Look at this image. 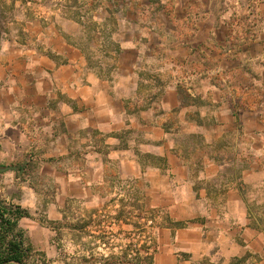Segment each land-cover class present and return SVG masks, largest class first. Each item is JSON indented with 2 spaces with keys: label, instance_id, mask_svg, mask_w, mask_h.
Listing matches in <instances>:
<instances>
[{
  "label": "crops",
  "instance_id": "crops-1",
  "mask_svg": "<svg viewBox=\"0 0 264 264\" xmlns=\"http://www.w3.org/2000/svg\"><path fill=\"white\" fill-rule=\"evenodd\" d=\"M62 30L76 36L79 25L66 20ZM212 36L217 38V32ZM34 39L22 47L0 45V168L11 167L0 171V194L30 213L19 225L33 252L47 264H69L70 252L64 249L69 256L62 255V247L76 243L53 237L62 228L48 222L61 221L70 202H101L98 186L115 163L123 180L136 182L146 208L184 224L158 228L152 264H264V132L245 118V111L237 120L214 92L212 107L197 108L204 123L188 121L192 109L181 107L178 83L165 88L159 103L130 112L127 103L139 87L135 66L120 73L113 85L88 68L78 46L52 24L44 25ZM219 44L220 55L209 41L199 49L208 59L219 60V72L228 73L238 54L224 40ZM196 53L198 48L187 52ZM210 83L214 90L219 87ZM175 109L178 132L167 130L163 119ZM237 122L251 137L249 160L238 176L229 167H238L239 160L231 164L214 156L225 150L217 143L236 132ZM190 133L205 139L207 151L197 160L179 151V135ZM78 146L85 151L78 154ZM142 154L163 158L165 164L145 165ZM38 172L58 183L53 194L35 186Z\"/></svg>",
  "mask_w": 264,
  "mask_h": 264
},
{
  "label": "rangeland",
  "instance_id": "rangeland-1",
  "mask_svg": "<svg viewBox=\"0 0 264 264\" xmlns=\"http://www.w3.org/2000/svg\"><path fill=\"white\" fill-rule=\"evenodd\" d=\"M230 10L231 16L224 19ZM66 20L79 25L76 36L62 30ZM46 24H52L54 30L78 46L88 68L113 85L120 73L135 66L139 87L137 95L127 103L130 112L159 103L165 88L179 83L191 95L184 98L192 109L187 114L188 121L204 123L197 108L212 107L210 96L216 92L232 113L245 111V118L252 119L264 132L262 108L258 105H264V0H239L238 8L228 0H0V45H30L34 34ZM214 31L217 38L212 36ZM223 40L239 58L229 64L225 70L228 73L219 72V60L208 59L199 49L200 44L209 41L212 50L220 55L219 42ZM192 46L198 48V53L188 55L197 49ZM210 82L220 89L214 90ZM245 101L248 108L238 110L237 102ZM163 117L168 129L180 130L178 112L171 111ZM242 128L237 122L236 132L217 143V148L225 150L214 155L231 164L239 160L238 167H229L237 176L249 160L246 147L251 137L243 134ZM198 135L203 136L179 135L183 156L197 160L205 154V139L200 142ZM96 138L105 152L102 136L96 133ZM76 151L80 154L85 148L78 146ZM141 160L145 165L162 166L149 154H142ZM34 170L36 166L31 167ZM119 170V165L112 164L105 182L98 186L104 197L101 202H70L61 221L48 222L62 228L53 237L76 243L62 247V255L69 256L70 252L69 264L153 263L157 230L171 222L165 213L146 208L136 182L123 180ZM40 176L39 172L33 175L35 186L53 194L58 183ZM0 201L9 208L19 206L4 193ZM25 237L29 243L26 233ZM28 255L26 264H47L38 252L32 250Z\"/></svg>",
  "mask_w": 264,
  "mask_h": 264
},
{
  "label": "trees",
  "instance_id": "trees-1",
  "mask_svg": "<svg viewBox=\"0 0 264 264\" xmlns=\"http://www.w3.org/2000/svg\"><path fill=\"white\" fill-rule=\"evenodd\" d=\"M179 100L181 102V107H186L189 105V101H185V96H190L186 93L183 86L178 85ZM186 88V87H185ZM238 110L248 108L247 101L237 102ZM258 105L262 108V120H264V105L262 102H258ZM178 112V109L173 110ZM237 120L239 119L238 113H234ZM165 128L167 130L168 126L165 123ZM167 126V127H166ZM199 141L203 142L204 137L198 135ZM151 156V155H150ZM161 161L162 165L165 164L163 158H157ZM30 213L21 207H7L2 205L0 202V264H26L25 259L29 256L28 253L33 250L30 243H28L25 237L24 231L20 228L19 222L23 217H29ZM169 226L172 228H181L183 223L174 222L169 217ZM27 244V245H26Z\"/></svg>",
  "mask_w": 264,
  "mask_h": 264
},
{
  "label": "clouds",
  "instance_id": "clouds-1",
  "mask_svg": "<svg viewBox=\"0 0 264 264\" xmlns=\"http://www.w3.org/2000/svg\"><path fill=\"white\" fill-rule=\"evenodd\" d=\"M228 2L229 3H235L236 5H237V8L239 7V0H228ZM231 10L228 12V13H226V15H225V17H224V19H227L229 16H231Z\"/></svg>",
  "mask_w": 264,
  "mask_h": 264
},
{
  "label": "water",
  "instance_id": "water-1",
  "mask_svg": "<svg viewBox=\"0 0 264 264\" xmlns=\"http://www.w3.org/2000/svg\"><path fill=\"white\" fill-rule=\"evenodd\" d=\"M7 169H11V167H9V168H0V171H5Z\"/></svg>",
  "mask_w": 264,
  "mask_h": 264
}]
</instances>
